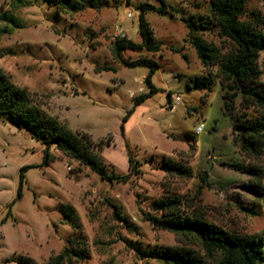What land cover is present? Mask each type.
I'll return each instance as SVG.
<instances>
[{"label":"rangeland","instance_id":"rangeland-1","mask_svg":"<svg viewBox=\"0 0 264 264\" xmlns=\"http://www.w3.org/2000/svg\"><path fill=\"white\" fill-rule=\"evenodd\" d=\"M164 1L165 14L144 15L159 51L122 52L126 61L146 57L159 65L152 77L157 92L135 106L149 92V69L123 65L111 45L117 30L141 43L139 5L159 8L157 0H70L63 9L47 0H0V67L11 81L73 132L95 143L110 138L100 156L116 174L129 173L127 147L136 161L130 179L113 184L56 147L45 165L41 142L0 119V264H19L20 257L48 264L69 240L88 255L74 254L61 264H170L152 255L168 247L204 254L195 237L147 220L161 216L154 204L164 196H177L184 215L231 232L264 234V201L248 187V176L231 167L247 163L232 142L240 96L235 111L225 115L217 69L202 67L182 21L208 17L210 0ZM246 8L264 15V0H248ZM199 35L222 46L214 28ZM258 64L264 83V52ZM207 72L211 91L194 85ZM164 160L183 164L190 176L166 171ZM61 206L74 210L79 230Z\"/></svg>","mask_w":264,"mask_h":264},{"label":"trees","instance_id":"trees-1","mask_svg":"<svg viewBox=\"0 0 264 264\" xmlns=\"http://www.w3.org/2000/svg\"><path fill=\"white\" fill-rule=\"evenodd\" d=\"M48 3L63 9L70 0H47ZM159 8L139 5L138 33L141 43H135L127 38H115L111 45L112 54L127 67L144 66L149 69L144 83L149 89L147 94L135 100V106L153 96L157 89L152 83V77L159 65L148 58H138L126 61L122 58L125 50L156 53L160 49L154 32L145 18L147 11L166 13L164 0H157ZM248 0H210L209 16L198 15L195 18H182L188 29L189 44L195 49L202 67L209 71L216 67L218 82L224 91L222 94L225 115L230 116L235 111V100L240 96L238 114L234 117L232 142L239 154L247 163L239 162L231 167L247 175L248 187L264 201V166L257 163L264 161V83L260 81L262 74L258 59L264 52V15L261 11L246 8ZM93 4H90V7ZM216 30V36L222 46H217L204 40L199 33L210 29ZM225 49V50H224ZM197 78L196 88L211 91L213 82L208 78ZM127 113L123 122L131 115ZM0 119L15 127L24 128L32 139L44 146V164L48 165L53 156L51 147L59 149L66 157L75 160L80 166L88 167L102 181L108 183L126 182L132 176L136 161L131 151L126 148L129 173L116 174L113 167L104 162L100 156L103 146L110 145V138L95 143L88 134L73 132L66 123L58 121L42 110L35 100V94L26 88L15 85L8 74L0 67ZM122 129V125H121ZM166 171H172L179 176L189 177L190 172L181 163L165 161ZM20 169V186L17 199L21 198L23 172ZM205 179V178H204ZM155 209L161 216H146L147 220L159 229L175 235H190L201 245L204 254H199L187 248H165L152 255L170 264H258L264 262V234L260 236L240 234L209 224L197 216H187L181 212V200L177 196H164L155 202ZM65 217L71 221L72 228L79 230L75 222L74 210L61 206ZM123 222L130 225L125 218ZM69 246L52 258L48 264H61L71 255L87 257L85 249L75 248L73 240ZM214 256V257H213ZM210 260H209V259ZM217 258V259H215ZM19 264H35L29 257H20Z\"/></svg>","mask_w":264,"mask_h":264},{"label":"built area","instance_id":"built-area-1","mask_svg":"<svg viewBox=\"0 0 264 264\" xmlns=\"http://www.w3.org/2000/svg\"><path fill=\"white\" fill-rule=\"evenodd\" d=\"M130 17H131V15H128V18H130ZM115 36H116V38H119V37L123 38L124 37V35H122V32H120L118 30L116 31ZM202 130H203V125H199L195 130V134L197 135V134L201 133Z\"/></svg>","mask_w":264,"mask_h":264}]
</instances>
